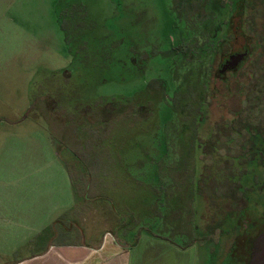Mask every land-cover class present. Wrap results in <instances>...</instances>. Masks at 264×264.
I'll return each mask as SVG.
<instances>
[{"label":"rangeland","instance_id":"obj_1","mask_svg":"<svg viewBox=\"0 0 264 264\" xmlns=\"http://www.w3.org/2000/svg\"><path fill=\"white\" fill-rule=\"evenodd\" d=\"M236 1L214 0L212 9L213 0H0L1 183L15 191L24 183L28 203L55 193L57 227L79 219L91 245L110 219L123 220L120 236L133 238L139 264L151 242L160 246L151 264H200L196 247L182 250L189 239L179 220L194 210L201 225L223 195L234 213L243 197L264 215L263 173L240 155L249 143L224 136L242 133L244 119L264 125V58L227 87L218 82L210 118L198 122ZM256 1L247 18L264 13ZM252 28L264 39V14ZM149 87L164 96L155 92L145 120L109 103ZM204 149L207 167L197 159Z\"/></svg>","mask_w":264,"mask_h":264},{"label":"crops","instance_id":"obj_2","mask_svg":"<svg viewBox=\"0 0 264 264\" xmlns=\"http://www.w3.org/2000/svg\"><path fill=\"white\" fill-rule=\"evenodd\" d=\"M21 178L31 179L26 175ZM9 182L12 184L0 181V264H134L136 261L139 264L141 261L135 260L133 252L138 246L133 244L128 232L124 235L126 239L120 236L126 230L123 220L110 219L111 228L103 231L98 242L91 245L88 243L91 233L78 225L79 219L67 220L65 225L57 227L55 193L44 195L40 200L29 199L28 203L27 198H22L24 183L15 191L17 185ZM35 182L31 184L35 186ZM32 195L30 198L37 193ZM76 235L82 239L81 243L65 242ZM13 238L17 241L12 242ZM150 245L154 250L149 257L152 262L158 257L160 246L154 242ZM149 260L147 264H151Z\"/></svg>","mask_w":264,"mask_h":264},{"label":"flooded vegetation","instance_id":"obj_3","mask_svg":"<svg viewBox=\"0 0 264 264\" xmlns=\"http://www.w3.org/2000/svg\"><path fill=\"white\" fill-rule=\"evenodd\" d=\"M254 1L257 4V1ZM257 14L262 15L264 13L258 12L255 13L254 16H249V18L246 17L245 19L244 24L247 31L242 38L244 41L242 42L241 47L244 51H236L235 49H233L229 52L227 51L228 53H223L222 55L216 56L213 54L212 64L216 65V69L214 70L212 82L210 84L217 80V73H219L220 75L228 76V78L230 79L229 81H232L231 79H234L236 77L237 78L235 80H237L240 78L238 76L247 64H249L251 67L252 65L257 64L262 58H264V39L256 36L252 32V27L256 22ZM230 24L231 21L228 18L224 36L226 35V31ZM251 36L255 38L254 45L256 46L258 43L261 46L260 54H253L251 52V48L253 45V42L251 43ZM237 40L239 39L237 38ZM237 44L240 46V41H238ZM239 53H245L246 57L238 64L235 69L227 70L226 72L222 73L221 71L224 65L230 60L233 55ZM210 84L207 87V91L205 93H207L208 89H210V87L212 86ZM238 94L240 98L243 99L242 94H244V91L242 90V88L239 89ZM257 98L260 104H264V95H260ZM185 106L186 105L183 104L184 108H180L181 113H183V111L185 110L184 114H186L185 112L187 111V107ZM201 110L199 112L200 119H198V122L202 123L204 121V118L201 115ZM249 116L250 115H247L246 117ZM213 120L216 119H214L213 117L212 121ZM241 122L243 127L245 125H253V127L256 128L254 133H247L245 132V128H243V130L241 131L242 133L236 132L234 134L235 137L231 136V134H227L224 136L229 138L230 141L249 143L248 149H245L247 152L240 155L243 156L242 158L246 160V163L247 161L256 163L257 170L263 173V186L261 192L264 194V125H255L254 123H250V121H247L245 119ZM223 149L226 153V149L221 148L219 149V154H222L221 150ZM206 150L208 151V153L212 152L208 149ZM206 150H202V153L204 154ZM228 154L231 155L230 152ZM216 184H219L218 188L221 192V190H223L222 188L224 187L222 186L223 184ZM198 185L199 184H197V187ZM214 200H211L210 204L213 207L212 211H217V213L215 215L211 214L205 216L201 220V225H198L197 223V220L195 218L196 213L194 210L190 211L187 216L186 214L184 216H181L179 223L184 227L182 233L189 239L188 244L185 245L182 250L187 251L188 248L196 247L199 254L201 255L200 264H264V215L252 212L251 210L254 209V207L250 209L247 200H245L243 197L233 199L235 201V203L234 201L233 203L237 208H239L237 210L238 213H234L232 211V208H230V205H228L229 202H223L226 200V197L224 195L219 198V200L223 201L215 203ZM178 232H181V230H178Z\"/></svg>","mask_w":264,"mask_h":264},{"label":"trees","instance_id":"obj_4","mask_svg":"<svg viewBox=\"0 0 264 264\" xmlns=\"http://www.w3.org/2000/svg\"><path fill=\"white\" fill-rule=\"evenodd\" d=\"M191 2L193 1H189V3ZM247 3H248V0H237L236 1L237 7H235V9L233 10L231 14L228 12L229 14H227V18H229V20L231 21V24L229 25L226 31V35L217 45L214 55L216 56L222 55L223 53H226L227 51L229 52L233 49H235L236 51H244L241 47H242V42L244 41L242 38L246 34V31H247L245 28V24H244L245 19L247 17V10H248ZM213 4H214V0L212 3H210L212 9H213V6H212ZM217 9L220 10L219 12H221L222 6L219 5ZM237 38L239 40H237ZM238 41H240V46L237 44ZM254 41H255V38L251 36V43L253 42L251 52L253 54L257 52L261 53V46L258 43L255 46ZM216 79L217 80L215 82V85L213 82V84H211L212 86L210 87V89H208V92L204 94V100H203V105H202L203 108L201 110V115L203 118H206V117L210 118V113H211L213 103L217 99V95L214 96V94L217 93L216 92L217 83L222 82V83H225L226 85L231 84V81L228 80L229 78L226 75H220L219 73H217ZM156 91L160 93L161 96H164L161 91L154 90L149 87L145 90L140 91L139 92L140 94H138V96H135V97L134 96H131L130 98L122 97V99L120 100H118L117 98H113V97L108 98V99H109V103L115 104L117 108L120 107L118 109L121 110V112H123L124 115L128 116L132 114L134 115L137 114L138 118L145 120L147 119L146 118L147 115H149L150 113V109H152L153 107L152 105L153 101L160 98V95L155 93ZM119 103H123V104H119ZM185 107H187V105ZM182 108H184L183 104H182ZM110 110H113V109L110 106V104H108V106H106L103 112L101 113H103V115L107 117L108 116L107 114L113 113V112H110ZM244 128H245V132L247 133H254V131L256 130V128H254L253 125H245ZM203 156L205 155L202 152L200 153L198 152L197 159L202 162L204 167H207L206 165H204L205 161L201 160V157Z\"/></svg>","mask_w":264,"mask_h":264},{"label":"water","instance_id":"obj_5","mask_svg":"<svg viewBox=\"0 0 264 264\" xmlns=\"http://www.w3.org/2000/svg\"><path fill=\"white\" fill-rule=\"evenodd\" d=\"M246 57V54H235L233 55L230 60L224 65L222 69V73L226 72L227 70L235 69L238 64Z\"/></svg>","mask_w":264,"mask_h":264}]
</instances>
